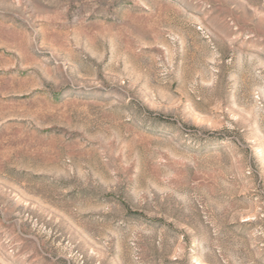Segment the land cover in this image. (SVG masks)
Wrapping results in <instances>:
<instances>
[{
  "label": "rangeland",
  "instance_id": "obj_1",
  "mask_svg": "<svg viewBox=\"0 0 264 264\" xmlns=\"http://www.w3.org/2000/svg\"><path fill=\"white\" fill-rule=\"evenodd\" d=\"M0 264H264V0H0Z\"/></svg>",
  "mask_w": 264,
  "mask_h": 264
}]
</instances>
